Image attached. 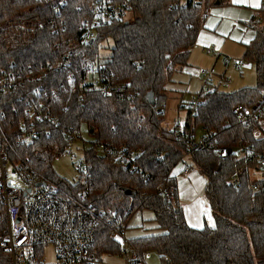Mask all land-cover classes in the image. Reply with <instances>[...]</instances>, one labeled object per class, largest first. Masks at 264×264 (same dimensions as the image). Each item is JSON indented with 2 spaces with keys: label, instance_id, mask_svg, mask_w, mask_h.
<instances>
[{
  "label": "trees",
  "instance_id": "obj_1",
  "mask_svg": "<svg viewBox=\"0 0 264 264\" xmlns=\"http://www.w3.org/2000/svg\"><path fill=\"white\" fill-rule=\"evenodd\" d=\"M39 2L0 0V67L16 61L39 72L51 62L47 80L29 84L27 94L45 102L60 126L35 123L40 130L38 137L27 144L17 142L15 130L21 119L30 120L25 113L31 105L24 91L7 93L0 102V139L7 142L11 158L30 157L41 180L58 184L64 192L85 188L95 209L115 215L111 223L100 217L96 234L100 257L118 254L121 230L126 229L136 211L149 209L162 231L130 239L140 251H156L173 264H264V181L257 180L260 189L254 191L250 174L251 168L261 165L264 154V100L259 116L253 113L241 120L232 113L236 103L253 106L264 95V5L262 25L255 26L256 36L244 55L255 64L256 85L232 92L202 88L196 94L202 102L194 111L188 108L184 136H176L162 126L168 87L176 68L187 64L211 0H64L58 14ZM124 2L130 8L128 18L104 19L93 41L80 42L79 27L94 18L92 5ZM173 2L178 6L170 9ZM36 16L57 19L54 25L50 23L25 37L19 46H7L5 36L12 25ZM102 48L111 49V53L103 55ZM66 53L68 68L54 69L52 65ZM88 60L104 65L115 81L124 82L135 93V98L105 96L80 87ZM71 75L73 81L69 83ZM34 85L44 88L39 97L32 90ZM83 126L90 137L86 149L90 176L86 184H73L56 174L53 160L57 150L66 145L64 130L82 133ZM47 127L50 135L43 132ZM190 128L206 132L210 142L206 149H191L185 138ZM256 128L262 131L259 137L254 135ZM99 144L104 148L98 149ZM121 144L135 152L129 165L112 150ZM240 144L245 147L243 153L220 155L222 147L236 149ZM189 162L207 178L206 195L214 226H190L177 193L173 199L161 193L167 183L177 186L173 171L181 166L182 173ZM234 175L239 177L237 186L227 183ZM124 187L135 191L134 197L126 194ZM6 229L5 207L0 200V239ZM6 253L8 264L10 254Z\"/></svg>",
  "mask_w": 264,
  "mask_h": 264
},
{
  "label": "built area",
  "instance_id": "obj_2",
  "mask_svg": "<svg viewBox=\"0 0 264 264\" xmlns=\"http://www.w3.org/2000/svg\"><path fill=\"white\" fill-rule=\"evenodd\" d=\"M42 6H49L56 10L57 14L60 8L64 6V0H38ZM178 6L176 2L170 3L169 8L174 9ZM93 20L79 27L82 31L81 43L93 41L96 37V28L101 21L110 17L128 18L130 8L128 3H96L91 6ZM57 18H39L19 19L13 25L9 33L5 36V43L10 47H17L25 37L35 35L46 28L48 24H55ZM64 23V21L61 19ZM254 24L257 21H253ZM58 30H55L57 32ZM213 50L207 48V52ZM69 54L66 53L57 60L52 66L59 71L66 70L69 65ZM223 61L232 63L237 67L245 65V61L240 58L223 56ZM49 67H42L39 72H35L30 65H24L12 61L5 67H0V102L5 99L9 92L24 91L25 96L29 97L31 107H28L25 117L30 120L21 119L19 128L15 130L16 140L19 143H30L39 135V129L35 123H45L50 126H60L56 116L47 107L43 101L33 99L28 95L29 84L35 82H44L48 78ZM83 71L85 77L80 80V87L87 91H95L105 96H128L135 98V93L124 82L115 81L112 73L104 65L98 62L88 60ZM200 77L203 79V88L205 91L214 92L221 90V87L230 86V78L227 76H216L213 70L200 69ZM73 81V76L69 78V83ZM43 86L34 85L35 95L39 97ZM40 91V92H39ZM54 92V91H53ZM261 100L254 102L253 106L244 103H236L232 107V113L241 120H246L255 113L259 116L261 112ZM201 99L194 95L187 103V108L194 111L201 103ZM35 122H34V121ZM172 132L176 136H184L183 123L175 121ZM50 128L43 131L50 135ZM66 145L57 150V156L63 153L75 155L81 149V156L75 158L74 167L79 171L77 181L73 184H86L90 176L89 163L86 158L87 142L80 131L64 130ZM254 135L259 137L262 131L259 128L254 130ZM185 138L192 150H204L209 146V136L205 131L197 135L194 128H190L185 133ZM79 142L80 147L74 149V144ZM98 149H103V144L97 145ZM115 156L126 165L135 158V152L130 150L126 144L115 146L113 149ZM245 147L240 144L236 149L232 147H222L220 155L227 157L234 152L243 153ZM10 164L12 172L22 181L21 187H14L10 179ZM261 170L264 171V154L261 158ZM194 167L186 163L182 174L189 175ZM134 170L135 167L131 166ZM264 181L263 179H259ZM257 181V180H256ZM252 184V190L260 189L257 182ZM40 182V184H38ZM227 183L233 186L239 184L238 175H234L227 180ZM161 193L168 199H173L177 193V186L173 183H167ZM0 200L6 209L5 235L0 239V248L2 251L10 254L8 264H48L45 259V250L48 246H53L55 254L54 264H113L106 262L104 257H100L97 252L96 234L98 231L100 217H106L108 222L115 220V215L106 209H95L90 200L87 189L83 188L77 192H64L62 188L51 181L41 180L31 166L30 157L11 158L8 153L7 142L0 139ZM120 252L112 256H119L122 264H149V251H140L136 249L130 239L126 236V229L119 233ZM110 256V255H108ZM162 264H173L165 257L162 258Z\"/></svg>",
  "mask_w": 264,
  "mask_h": 264
},
{
  "label": "crops",
  "instance_id": "obj_3",
  "mask_svg": "<svg viewBox=\"0 0 264 264\" xmlns=\"http://www.w3.org/2000/svg\"><path fill=\"white\" fill-rule=\"evenodd\" d=\"M211 2L213 4L204 12L203 27L196 44L191 48L187 64L176 68L177 70L170 84L179 81V79L181 80L182 77H188L187 68L200 64L209 65L214 72L216 66L222 62L227 67L233 66L243 73L242 69L246 66V62L244 66L239 68L232 63L224 62L223 56L240 58L237 57L239 54L229 50L227 46V43H235L242 48L240 54L244 58L246 46L256 36L257 30L255 26L258 24L262 25L260 17L264 0H211ZM253 21H257V23L254 24ZM205 47H212L213 51L211 53L207 51L204 53L203 49ZM204 56L205 58H207L206 56H211L210 59L207 58L208 63L201 62V58ZM176 74L179 75L175 77ZM225 74L224 72L221 74L215 73L216 76H226L227 74ZM180 172L181 166H177L173 171V175H176L177 200L188 224L195 228H203L205 225L214 226L215 217L206 195L208 182L206 176L200 170L194 168L189 175H184ZM250 174L254 181L264 178V171L261 170L260 166L251 168Z\"/></svg>",
  "mask_w": 264,
  "mask_h": 264
},
{
  "label": "rangeland",
  "instance_id": "obj_4",
  "mask_svg": "<svg viewBox=\"0 0 264 264\" xmlns=\"http://www.w3.org/2000/svg\"><path fill=\"white\" fill-rule=\"evenodd\" d=\"M130 16V14H129ZM128 16V17H129ZM227 46L229 47V50L234 51L235 53L239 54L237 57H240L244 59L246 62V66L242 69V72L240 70L236 69L233 66L227 67L225 64L220 62L216 68L214 69L215 73H226L225 75L230 78L232 81L230 82V86L228 88H222L224 91L232 92L237 91L243 87L246 86H252L256 84V74H255V65L253 62H250L248 60H245L243 58V55L240 54L242 48L233 43H227ZM213 50V48L211 47ZM207 47L203 49V52L206 53ZM111 53V49L105 50L102 48V54L103 55H109ZM234 56V55H232ZM208 59L211 58V56H206ZM204 57L201 58V62L208 63V59ZM200 69H209V65L206 64H200L195 65V67H188V77H182V79L173 84H169L168 91H167V100L165 103V113L162 120V126L167 129H172L175 121L179 120L180 122H185V119L187 117L189 109L187 108V103L191 100V98L199 93L201 90V87L203 86V80L199 77V71ZM227 70V72H225ZM179 74H176L175 77H177ZM192 76V78H190ZM203 130L201 128L198 129L197 135H201ZM82 133L84 139L87 141L86 146L89 147L90 143V137L87 133L86 126L82 127ZM74 149H77L80 147L79 142L77 141L74 144ZM81 156V149L76 153L75 155L63 153L61 155H58L53 160V168L60 176L61 178L68 180V181H77L79 177V171H77L74 167V161L75 158H78ZM194 169H198V167L194 166ZM199 170V169H198ZM10 179L13 183L14 187H21L22 181L18 179L17 175L12 172V165L10 164ZM154 227V228H153ZM162 230L157 227V223L154 220V212L149 209L145 210H138L136 211L132 218L130 219L127 227H126V236L128 239H132L137 236L146 235V234H152V233H159ZM4 252V251H3ZM0 252V264L6 263V255L4 253L6 252ZM150 256L148 257L149 264H162V258L156 251H149ZM7 254V253H6ZM8 255V254H7ZM44 259L48 264H54L55 263V254H54V248L53 246H48L45 250ZM104 260L106 262H110L113 264H122V260L119 256H105Z\"/></svg>",
  "mask_w": 264,
  "mask_h": 264
},
{
  "label": "water",
  "instance_id": "obj_5",
  "mask_svg": "<svg viewBox=\"0 0 264 264\" xmlns=\"http://www.w3.org/2000/svg\"><path fill=\"white\" fill-rule=\"evenodd\" d=\"M38 184H40V182H39ZM262 189H263V191H264V186H263ZM123 190L125 191L126 194H128V195H130V196H132V197H134V195L136 194L135 191L131 190V189L128 188V187H124Z\"/></svg>",
  "mask_w": 264,
  "mask_h": 264
}]
</instances>
